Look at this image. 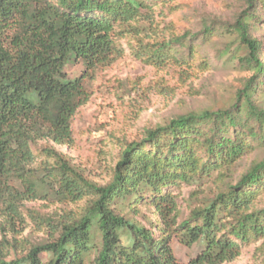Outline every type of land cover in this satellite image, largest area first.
<instances>
[{
	"label": "trees",
	"instance_id": "1",
	"mask_svg": "<svg viewBox=\"0 0 264 264\" xmlns=\"http://www.w3.org/2000/svg\"><path fill=\"white\" fill-rule=\"evenodd\" d=\"M152 9L145 0H0V216L12 227L25 202H85L78 217L47 222V241L21 258L6 260L0 242V264H180L172 238L185 246L202 244L187 264H222L237 258L250 238H264V208L251 211L253 187L264 183V160L178 224L176 203L162 192L229 169L250 148L245 138L264 141V110L251 101L262 84L264 48L250 36L251 21L264 14V0H246L235 22L243 53L235 58L253 75L230 107L188 113L146 131L141 141L125 146L104 186L85 179L55 149L73 142L71 122L88 101L89 75L120 58L117 34L140 22L151 26ZM180 41L143 55L164 64V52ZM79 62L84 71L67 78L65 67ZM147 194L158 237L114 209L118 199L139 203ZM122 236L128 244L122 245Z\"/></svg>",
	"mask_w": 264,
	"mask_h": 264
},
{
	"label": "rangeland",
	"instance_id": "2",
	"mask_svg": "<svg viewBox=\"0 0 264 264\" xmlns=\"http://www.w3.org/2000/svg\"><path fill=\"white\" fill-rule=\"evenodd\" d=\"M145 1L153 8L151 26L140 22L117 34L120 58L89 75L84 83L88 101L76 111L71 122L73 142L70 146H55L85 179L98 186L111 181L127 144L141 141L146 131L179 116L230 107L253 75L235 58L243 55L237 49L234 26L246 10V0ZM260 18L259 22L251 21L250 36L264 48V14ZM175 38L182 41L164 52L168 57L164 64H154L143 55L151 47L157 49L159 44ZM83 71L81 62L64 70L70 79L78 78ZM261 80L251 101L264 110V75ZM250 124L261 137L257 127ZM244 140L250 148L229 169L213 171L207 177L197 176L191 184L179 183L163 189V194H169L176 203L177 224L188 220L191 211L234 187L253 164L264 160V141ZM42 145L45 144L38 148ZM253 189L251 211L260 210L264 208V183ZM149 196L139 203L130 198L118 199L114 209L158 237L159 222L147 201ZM84 204L56 200L25 202L21 217L13 221L12 227L0 216V242L6 260L21 258L30 248L45 243L50 232L47 222L56 225L76 218ZM121 242L128 244L126 236L121 237ZM171 248L180 264H187L203 250L200 243L185 246L176 238H172ZM222 264H264V238H250L241 246L237 258Z\"/></svg>",
	"mask_w": 264,
	"mask_h": 264
}]
</instances>
